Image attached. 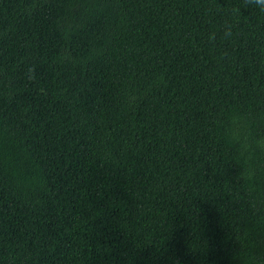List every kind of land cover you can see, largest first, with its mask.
I'll return each mask as SVG.
<instances>
[{
    "label": "trees",
    "instance_id": "16d2710c",
    "mask_svg": "<svg viewBox=\"0 0 264 264\" xmlns=\"http://www.w3.org/2000/svg\"><path fill=\"white\" fill-rule=\"evenodd\" d=\"M256 0H0V264H264Z\"/></svg>",
    "mask_w": 264,
    "mask_h": 264
},
{
    "label": "clouds",
    "instance_id": "9594fccd",
    "mask_svg": "<svg viewBox=\"0 0 264 264\" xmlns=\"http://www.w3.org/2000/svg\"><path fill=\"white\" fill-rule=\"evenodd\" d=\"M256 3L261 6L260 12L264 14V0H256ZM253 143L255 144L257 148L264 151V139H256L255 137H253Z\"/></svg>",
    "mask_w": 264,
    "mask_h": 264
}]
</instances>
